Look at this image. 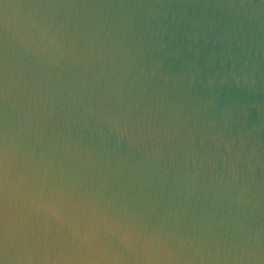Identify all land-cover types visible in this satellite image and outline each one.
Segmentation results:
<instances>
[{
  "label": "water",
  "instance_id": "95a60500",
  "mask_svg": "<svg viewBox=\"0 0 264 264\" xmlns=\"http://www.w3.org/2000/svg\"><path fill=\"white\" fill-rule=\"evenodd\" d=\"M0 264H264V0H0Z\"/></svg>",
  "mask_w": 264,
  "mask_h": 264
}]
</instances>
